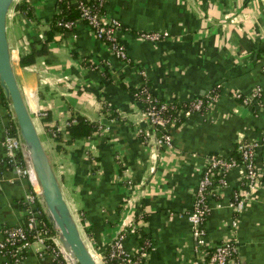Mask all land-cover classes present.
Segmentation results:
<instances>
[{"label": "crops", "instance_id": "obj_1", "mask_svg": "<svg viewBox=\"0 0 264 264\" xmlns=\"http://www.w3.org/2000/svg\"><path fill=\"white\" fill-rule=\"evenodd\" d=\"M54 2H30L37 22L9 11L6 36L24 103L86 245L103 252L118 230L124 201L132 197L138 221L122 240L126 251L133 252L146 235L152 248L140 264H193L192 226L185 215L206 155H229L236 139L255 137L264 128V99L260 106L244 105L231 94L261 86L264 98V0H105V13L119 21L128 64L78 23L73 36L54 34L47 59L19 65V55L29 49L21 45L24 37L47 28ZM154 29L166 30L168 37L136 36ZM142 78L168 100H188L217 83L219 91L210 107L170 127L169 147L142 144L134 130L146 125L145 116L128 89ZM73 112L106 129L59 142L63 148L57 149L47 127L63 131ZM10 123L7 103L0 105V237L3 227L22 223L35 208L27 194L38 188L15 170L18 159L8 160L2 141ZM254 163L258 186L242 210L233 215L227 205L231 189L239 187L237 165L224 174L217 198L209 196L204 221L207 243L233 238L241 264H264V140L255 148ZM55 256L31 241L19 264H60ZM9 258L0 254V264Z\"/></svg>", "mask_w": 264, "mask_h": 264}, {"label": "built area", "instance_id": "obj_2", "mask_svg": "<svg viewBox=\"0 0 264 264\" xmlns=\"http://www.w3.org/2000/svg\"><path fill=\"white\" fill-rule=\"evenodd\" d=\"M14 1L16 0H13V3ZM91 1L79 0L77 2V18L65 21L59 20L57 24L71 28L75 27L78 23H83L90 30L94 38L107 45L115 58L128 64L130 62L129 57L126 55V51L119 41L118 19L105 13L103 9L105 0ZM9 11L13 13L17 10L14 9L12 4L8 9ZM25 18L29 20V18ZM36 32L41 37L42 30L40 27H38ZM136 36L143 40L158 41L168 37V32L166 30L154 29L139 31L136 33ZM21 45L23 47L28 45V40L25 37ZM139 72L141 75H144L143 69H140ZM138 85L139 90L133 91L132 96L135 100L141 98L145 101V106L141 110L145 116L146 125L144 127L137 126L134 131L142 144H155L165 147H169L171 144L169 130L173 126V123L179 118H184L195 112H201L210 107L216 100L219 91V84L217 83L206 89L203 94L195 95L188 99L187 104L184 106L175 107L172 103L175 100L161 98L152 92L150 86L141 82L136 84V86ZM231 94L244 105H263L262 100L264 98L261 86L253 87L248 94H242L237 90H233ZM2 96L3 92L0 88V99ZM168 108L169 111L167 112ZM172 110L174 111L172 112ZM44 114V111H40L39 113L40 116ZM55 129L59 130L57 127ZM105 129L100 124L97 126L98 132ZM50 134L53 136L54 132ZM262 140H264V128L255 137L236 139L234 152L229 155H222L218 152L206 155L194 187L191 208L185 215L192 226L191 236L195 251L193 264H241L238 257V247L233 238L222 239L213 245L207 243L205 240L204 221L210 211L209 196L217 198L219 188L225 185L224 174L237 165L241 169V177L238 182L239 187L231 189L227 205L232 210L233 215H237L250 199L259 182V173L254 163V153L255 148ZM2 142L8 160L18 159V165L15 166V170L19 174L30 176L36 181L14 125L13 129L10 127L7 130ZM17 152L20 153V158H15ZM120 163H123L122 160ZM27 200L29 203L34 204L35 208L28 210L25 220L22 223H17L1 230L0 254L10 257L6 263L19 264L22 252L31 241H35L43 245L44 248L51 250L54 254H59L60 264H73V260L69 254L61 250L62 245L56 233L51 229L47 218L46 220L49 225L39 218L40 213H44V209L38 195V189L30 191L27 194ZM36 206L39 209H36ZM134 209L133 198L127 197L123 203L116 234L107 242L103 252H92L99 264H109L107 259L111 258H116L118 260L117 264H140L148 255L149 250L152 248L150 240L143 239L133 252L126 251L122 245L126 232L135 230L137 225L138 219L134 218L136 213L134 216L132 215ZM231 227L232 229L235 227V217L231 220ZM49 229L52 232H49ZM30 232L32 235L31 239H29ZM105 251L106 254H104Z\"/></svg>", "mask_w": 264, "mask_h": 264}, {"label": "water", "instance_id": "obj_3", "mask_svg": "<svg viewBox=\"0 0 264 264\" xmlns=\"http://www.w3.org/2000/svg\"><path fill=\"white\" fill-rule=\"evenodd\" d=\"M12 1L0 0V88L18 132L22 149L35 176L38 195L51 229L72 258L73 264H99L86 245L64 199L14 76L6 36V15Z\"/></svg>", "mask_w": 264, "mask_h": 264}, {"label": "trees", "instance_id": "obj_4", "mask_svg": "<svg viewBox=\"0 0 264 264\" xmlns=\"http://www.w3.org/2000/svg\"><path fill=\"white\" fill-rule=\"evenodd\" d=\"M31 1L33 0H16L13 3V7L25 17L30 18L37 22V17L34 15L32 6L30 4ZM78 1L79 0H55L54 10L51 14L50 20L48 21L47 28L42 30L41 37L37 35L36 31L30 34L29 39H28L29 49L26 53H22L19 55L18 57L19 65H25V64L31 63L38 56H45V58L47 59V57L50 55V51L48 49V43L53 38L54 34L55 33L66 34L69 31L72 32V30H74V27L66 28L64 26H61L60 24H57V21L59 20L65 21V20H70L74 18L76 19L78 16V8H77ZM82 1H85V0H82ZM90 2L92 1L90 0ZM141 83L149 86L147 80H145L144 78H142ZM128 89L132 93L133 91L139 90V85L138 86L131 85ZM140 94L143 95L142 93ZM0 100H1L0 105L5 107L7 102L4 96H2ZM137 101L141 108L145 106V101H143L141 98H139ZM187 102H188L187 100H182V101L175 100L172 103L175 105V107H182L185 104H187ZM168 111H169V108L167 112ZM173 111L174 110H172V112ZM41 117L42 119L47 118L46 114H44ZM181 119L182 118H179L177 121H175V123H173V126L177 125L181 121ZM97 126L98 124L95 121H91L85 118L83 115L73 112L72 115L68 117L66 125L63 128L64 129L63 131L56 130L55 126H48L47 128H48L49 134L51 132H54V135L52 137L57 142L56 148L60 149V148H63L61 144H68L76 138L89 136L92 132H94L97 129ZM10 127L11 129H13L12 123H10ZM59 142L60 143L62 142V143L59 145ZM15 158H20L19 152L16 153ZM36 209H39V207L36 206ZM39 218L43 220L44 223L48 224L44 213L41 212L39 215ZM6 227H10V226H6ZM49 232H52V230L49 229ZM31 238H32V235L30 232L29 239ZM140 238L150 240L149 238H147L146 235H142ZM104 254H106V251ZM55 257L59 259L60 255L57 254ZM117 261L118 260L116 258L107 259V262L109 264H117Z\"/></svg>", "mask_w": 264, "mask_h": 264}, {"label": "bare ground", "instance_id": "obj_5", "mask_svg": "<svg viewBox=\"0 0 264 264\" xmlns=\"http://www.w3.org/2000/svg\"><path fill=\"white\" fill-rule=\"evenodd\" d=\"M10 52V51H9ZM61 250L65 251V249L63 247H61ZM66 252V251H65ZM64 253V252H63ZM65 254V253H64Z\"/></svg>", "mask_w": 264, "mask_h": 264}, {"label": "rangeland", "instance_id": "obj_6", "mask_svg": "<svg viewBox=\"0 0 264 264\" xmlns=\"http://www.w3.org/2000/svg\"><path fill=\"white\" fill-rule=\"evenodd\" d=\"M12 4H13V1H12ZM12 4H11V6H12Z\"/></svg>", "mask_w": 264, "mask_h": 264}]
</instances>
